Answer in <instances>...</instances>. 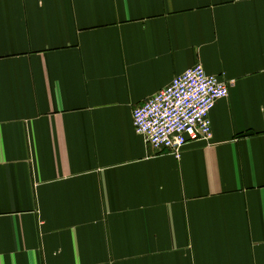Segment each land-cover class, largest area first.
Listing matches in <instances>:
<instances>
[{
    "label": "crops",
    "instance_id": "obj_1",
    "mask_svg": "<svg viewBox=\"0 0 264 264\" xmlns=\"http://www.w3.org/2000/svg\"><path fill=\"white\" fill-rule=\"evenodd\" d=\"M196 64L176 159L132 112ZM0 264H264V0H0Z\"/></svg>",
    "mask_w": 264,
    "mask_h": 264
},
{
    "label": "built area",
    "instance_id": "obj_2",
    "mask_svg": "<svg viewBox=\"0 0 264 264\" xmlns=\"http://www.w3.org/2000/svg\"><path fill=\"white\" fill-rule=\"evenodd\" d=\"M227 96V82L196 64L133 110V130L154 149L178 159L187 143L211 139L209 113Z\"/></svg>",
    "mask_w": 264,
    "mask_h": 264
}]
</instances>
